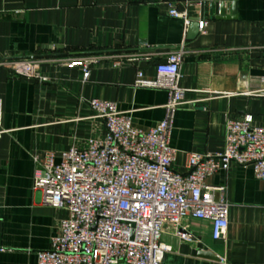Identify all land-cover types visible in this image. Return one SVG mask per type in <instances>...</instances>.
<instances>
[{
  "label": "crops",
  "instance_id": "crops-1",
  "mask_svg": "<svg viewBox=\"0 0 264 264\" xmlns=\"http://www.w3.org/2000/svg\"><path fill=\"white\" fill-rule=\"evenodd\" d=\"M214 2H233V15L210 16ZM188 3L189 19L206 20L193 41L184 21L167 14L169 5L181 11ZM179 51L185 95L170 145L172 169L183 174L189 155L223 151L229 119L250 114L264 128V98L249 94L264 87V0H0V264H36L59 234L67 212L45 205L33 179L46 154L58 162L64 151L105 138L89 102L112 101L133 127L152 129L169 93L134 87L136 74L155 79L156 65ZM24 58L39 61L41 80L15 77L3 64ZM74 58L93 60L86 82L80 69L60 64ZM206 183L224 189V236L215 240L210 221L187 218L182 226L196 243L166 228L164 263L264 264V181L232 163Z\"/></svg>",
  "mask_w": 264,
  "mask_h": 264
},
{
  "label": "built area",
  "instance_id": "built-area-1",
  "mask_svg": "<svg viewBox=\"0 0 264 264\" xmlns=\"http://www.w3.org/2000/svg\"><path fill=\"white\" fill-rule=\"evenodd\" d=\"M190 4L181 11L169 5L167 11L184 21L185 32ZM205 25V19H198L199 31ZM181 60V51L170 54L156 65L153 80L145 79L141 72L136 74L134 87L169 93L164 117L152 129L133 127L131 116L116 103L93 99L89 106L104 123L105 138L89 141L84 149L64 151L58 162L48 153L38 163L32 189L41 194L45 205L64 209L67 216L50 247L36 253V264H165L169 248L161 237L166 228L186 243L197 241L182 226L187 218L210 221L215 240L228 228L224 189L208 185V177L226 171L233 163L250 167L255 178L264 181V128L254 126L250 114L227 121L221 153L191 154L186 173L172 169L174 112L185 95L178 85ZM92 61L74 58L60 64L80 69L86 82ZM3 64L15 77L41 80L38 60L24 58ZM249 94L264 98V87Z\"/></svg>",
  "mask_w": 264,
  "mask_h": 264
},
{
  "label": "water",
  "instance_id": "water-1",
  "mask_svg": "<svg viewBox=\"0 0 264 264\" xmlns=\"http://www.w3.org/2000/svg\"><path fill=\"white\" fill-rule=\"evenodd\" d=\"M231 9V11H230ZM231 12V13H230ZM208 13L210 16L218 19L230 18L228 14L233 15L234 13V3L230 2H214L208 5ZM199 34L198 30V19L190 18L189 24L186 31V39L188 41H193ZM203 256H207L209 258H215L214 255L210 252L203 251L200 252Z\"/></svg>",
  "mask_w": 264,
  "mask_h": 264
}]
</instances>
